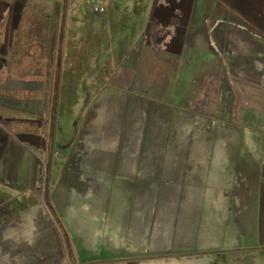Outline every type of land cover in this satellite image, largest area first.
I'll use <instances>...</instances> for the list:
<instances>
[{
	"label": "crops",
	"instance_id": "0c3cea01",
	"mask_svg": "<svg viewBox=\"0 0 264 264\" xmlns=\"http://www.w3.org/2000/svg\"><path fill=\"white\" fill-rule=\"evenodd\" d=\"M69 1L0 0V264H247L263 255L264 0H109L130 39L66 145L52 99L69 51L78 66L90 60L80 43L91 40L93 55L101 21L78 27L86 17L69 20ZM101 99L110 131L121 132L113 153L74 154L93 136ZM199 115L209 137H172Z\"/></svg>",
	"mask_w": 264,
	"mask_h": 264
},
{
	"label": "rangeland",
	"instance_id": "374dc122",
	"mask_svg": "<svg viewBox=\"0 0 264 264\" xmlns=\"http://www.w3.org/2000/svg\"><path fill=\"white\" fill-rule=\"evenodd\" d=\"M108 1L109 0H70L67 3L69 20L73 22L76 21L73 19V15H75L77 18H80V15L86 17L84 22L78 20V27H87V30H90L93 19L96 20V18H100L101 21L98 22V32L96 29L97 24H94V35L92 41L94 45L93 55L90 47L88 48V42L90 43L91 40L89 41L85 38H92V36L90 34H86V36H84V34H79L80 38L86 40L85 42L80 43V46H82L84 53L87 52L86 55H90L88 56V58L93 62H90V60H87L88 58L85 57L87 58V64L85 62L83 64L85 66H78L76 64L77 60L75 59V56L74 59L72 57L76 53L71 49L69 51V56H71L72 60L68 62V74L66 76L67 80L65 81L64 90L62 91L58 99H52V112L55 111L56 113V130L54 131V134L55 136H58L60 139L65 141L66 145L70 143L72 144V142L75 141L76 135L79 133L82 127V113L85 112L86 108L88 109L89 105H91L94 101L90 99L91 97H93L92 94L95 93L97 87H101L106 83L107 79L109 78L108 75L112 70L111 68L119 60L118 57H120V54L123 51L121 50V48L124 46L125 40L130 39V36H126V29L124 28V24L126 21L124 16L120 15L118 18L119 20H116L111 18L110 14L108 15ZM94 7L98 8L99 11L94 10ZM111 13H114V11ZM117 21H119L120 23V29H118L120 33L116 34ZM113 22L115 23L113 24ZM68 27H70V24H68ZM118 41L120 42L119 44ZM95 54H98V57H95ZM82 87H89L90 91H88L87 93L83 92ZM106 103L107 100L105 101L101 99L99 101L97 110L98 115L96 118H94V120L97 122H95L97 125H94L96 129L93 133V136L89 138L88 142L84 141L85 145H83V147L80 146L72 148L74 154L107 155L113 153L114 146H112L113 144L110 145L109 142L113 143L114 133L117 134V139H119L121 132H119L118 130H116L115 132L110 131L111 127L109 123L110 117L113 116V112L112 110H110L109 112V107L105 105ZM202 117L203 115L196 116L195 123L193 122L194 120H191L190 124L186 126L184 124H181V129L178 132H174V135H172V137L178 138L180 140L194 139L196 140V142L209 137L206 130H204ZM111 119H113V117ZM89 135H91V132L89 133ZM169 137H171V134L169 135ZM70 149L71 148L69 147V150ZM198 149L199 148L197 147V154L199 151ZM58 150L59 152H61L59 160H64L65 155L67 154V150L62 148ZM58 150H54L53 154H58ZM101 181V185L107 186L106 178H103V180ZM130 182H132V180L128 181L117 179L115 184L116 186H127ZM155 187L156 180L150 179L148 181L149 193L147 196L149 205L153 204L156 201L157 195H155ZM147 213L150 218L154 219L156 213L155 208L153 206H149ZM165 213H167L166 216L168 215V213L169 215L172 214L171 211H165ZM186 213V211L178 212L176 210L175 212H173L174 216L177 214L180 217L186 216ZM150 214L153 216H150ZM166 218H168V216ZM168 224L169 222H166L165 229L167 227L166 225ZM257 254L263 255L252 258L247 264H264V251H259Z\"/></svg>",
	"mask_w": 264,
	"mask_h": 264
},
{
	"label": "built area",
	"instance_id": "2783aa9c",
	"mask_svg": "<svg viewBox=\"0 0 264 264\" xmlns=\"http://www.w3.org/2000/svg\"><path fill=\"white\" fill-rule=\"evenodd\" d=\"M94 10H98V8L94 7Z\"/></svg>",
	"mask_w": 264,
	"mask_h": 264
},
{
	"label": "trees",
	"instance_id": "16d2710c",
	"mask_svg": "<svg viewBox=\"0 0 264 264\" xmlns=\"http://www.w3.org/2000/svg\"><path fill=\"white\" fill-rule=\"evenodd\" d=\"M56 98H53V100H55Z\"/></svg>",
	"mask_w": 264,
	"mask_h": 264
}]
</instances>
